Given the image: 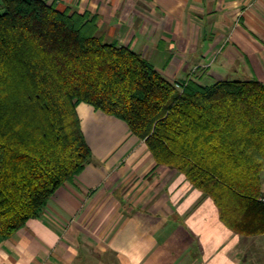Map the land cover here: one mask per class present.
Returning <instances> with one entry per match:
<instances>
[{
  "label": "trees",
  "instance_id": "1",
  "mask_svg": "<svg viewBox=\"0 0 264 264\" xmlns=\"http://www.w3.org/2000/svg\"><path fill=\"white\" fill-rule=\"evenodd\" d=\"M179 85V86H178ZM125 121L242 234L264 231V82H175L94 18L0 0V235L13 236L93 160L78 105ZM263 220V219H262ZM264 222V221H263Z\"/></svg>",
  "mask_w": 264,
  "mask_h": 264
},
{
  "label": "crops",
  "instance_id": "2",
  "mask_svg": "<svg viewBox=\"0 0 264 264\" xmlns=\"http://www.w3.org/2000/svg\"><path fill=\"white\" fill-rule=\"evenodd\" d=\"M48 2L94 18L105 41L130 46L172 81L264 82V0ZM78 112L93 160L40 217L0 235V264H105L106 254L116 264H264V231L230 227L216 201L157 166L122 119L85 102Z\"/></svg>",
  "mask_w": 264,
  "mask_h": 264
},
{
  "label": "rangeland",
  "instance_id": "3",
  "mask_svg": "<svg viewBox=\"0 0 264 264\" xmlns=\"http://www.w3.org/2000/svg\"><path fill=\"white\" fill-rule=\"evenodd\" d=\"M154 63L156 64L157 62L154 61ZM157 65H159V63ZM230 78H233V76H230ZM227 79H229V78H227ZM238 79H244V78H238ZM214 81H216V80H213L209 83H213ZM103 261L105 262V264H108V263L116 264L115 258L112 254H108V255L106 254L105 257H103Z\"/></svg>",
  "mask_w": 264,
  "mask_h": 264
},
{
  "label": "built area",
  "instance_id": "4",
  "mask_svg": "<svg viewBox=\"0 0 264 264\" xmlns=\"http://www.w3.org/2000/svg\"><path fill=\"white\" fill-rule=\"evenodd\" d=\"M179 86V85H178ZM260 200L264 203V195L260 197Z\"/></svg>",
  "mask_w": 264,
  "mask_h": 264
}]
</instances>
